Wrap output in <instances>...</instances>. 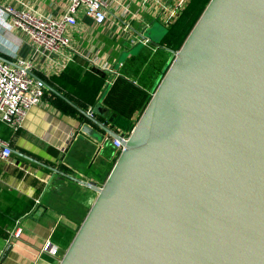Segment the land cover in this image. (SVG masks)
Returning <instances> with one entry per match:
<instances>
[{
	"label": "water",
	"instance_id": "1",
	"mask_svg": "<svg viewBox=\"0 0 264 264\" xmlns=\"http://www.w3.org/2000/svg\"><path fill=\"white\" fill-rule=\"evenodd\" d=\"M156 85L126 141L82 111L125 150L74 178L97 199L60 264H264V0H211Z\"/></svg>",
	"mask_w": 264,
	"mask_h": 264
},
{
	"label": "crops",
	"instance_id": "2",
	"mask_svg": "<svg viewBox=\"0 0 264 264\" xmlns=\"http://www.w3.org/2000/svg\"><path fill=\"white\" fill-rule=\"evenodd\" d=\"M0 3L17 9L25 3L45 16H60L67 8L62 0ZM160 15L155 0H112L109 19L102 26L81 14L77 26L68 32L71 49L79 55L69 63L56 55L55 62L42 57L37 63L33 75L45 82L49 92L42 104L28 113L17 133L0 120V135L13 151L10 158H0V256L12 247L6 264H60L65 256L97 199L94 190L74 178L103 186L117 162L118 149L112 137L105 141L107 135L98 125L85 123L100 140L82 131L79 114H65L53 101L61 98L88 112L93 101L103 100L104 108L111 110L107 114L114 110L128 114L132 110L129 121L137 123L147 94L152 96L174 57L152 41L142 42L143 27ZM176 22L164 25L169 28ZM127 24L129 30H125ZM0 33V56L7 59L18 43L14 45L13 39ZM14 34L23 39L16 52L27 59L31 51L24 42L26 37L17 31ZM123 56L126 58L122 62ZM99 71L105 73L104 82ZM112 121L111 116L102 124L121 136L127 135ZM17 222L20 238L11 236ZM49 242L53 253L44 251Z\"/></svg>",
	"mask_w": 264,
	"mask_h": 264
},
{
	"label": "built area",
	"instance_id": "3",
	"mask_svg": "<svg viewBox=\"0 0 264 264\" xmlns=\"http://www.w3.org/2000/svg\"><path fill=\"white\" fill-rule=\"evenodd\" d=\"M62 1L67 4V8L60 16L41 15L25 3L20 9L0 3V32H3L4 37L8 36L13 39L14 45L18 43L15 49L11 50L10 57L6 59L8 62L0 59V120L15 133L23 128L28 113L37 105L42 104L46 95L45 82L33 77L40 58L46 57L51 62H55L54 56L56 55L66 60V63L71 62L75 56L79 55V52L71 49L72 42L68 32L77 26L78 16L83 14L90 17L98 26L105 25L109 19L112 0ZM155 1L161 12L158 20L170 25L180 18L183 9L191 0ZM129 28L130 25L127 24L125 30ZM16 31L26 37L24 42L31 51L27 59H21L16 52L23 43V39L14 34ZM1 37L3 36L0 33ZM142 42L149 44L150 40L145 38ZM88 113L94 116V109L91 107ZM128 136L129 134L121 137L126 141ZM108 140L110 139L107 137L105 141ZM111 142L118 149L119 156L125 148L116 139L112 138ZM12 153L11 145L0 135V158L6 160ZM20 235V222H17L11 236L20 238ZM44 251L53 253L50 242Z\"/></svg>",
	"mask_w": 264,
	"mask_h": 264
},
{
	"label": "trees",
	"instance_id": "4",
	"mask_svg": "<svg viewBox=\"0 0 264 264\" xmlns=\"http://www.w3.org/2000/svg\"><path fill=\"white\" fill-rule=\"evenodd\" d=\"M210 1L211 0H192L191 3L187 6V8L184 10L183 14L180 16V19L174 25L167 28V33L163 36L161 42L157 45L161 49H163L164 51H168L169 53L175 54L178 51H180L182 44L191 33L193 27L198 22L199 18L203 14L205 8L210 3ZM167 66L168 65H166V67ZM165 70L163 71V73L165 72ZM99 72H100L99 78H101L100 80L104 82V77L102 78V75H104L105 73L101 71ZM151 97L152 96L147 94L145 102L143 103L140 109L142 113L145 111ZM102 102L103 100L102 101L100 100L99 102H94V101L92 102L93 105L92 108L94 110L99 106L103 107L101 113L99 114L95 113L94 117L97 118L99 122L105 124L106 123L105 121H108L109 118L112 116L113 117L112 123H114L117 127H121L122 129H124L127 135L130 134V132L137 124V123H131L129 121V115L132 112V110L128 111V114L125 110H114L113 114L110 113L107 114L106 113L107 109L104 108ZM53 104L59 106L65 114H72V115L79 114L78 119L80 120V122H85L90 124L92 123L84 116L83 112H87L85 109L84 110L77 109L74 106H70L67 102H65L61 98H57V97L54 99ZM109 111L111 110L108 109L107 112Z\"/></svg>",
	"mask_w": 264,
	"mask_h": 264
},
{
	"label": "rangeland",
	"instance_id": "5",
	"mask_svg": "<svg viewBox=\"0 0 264 264\" xmlns=\"http://www.w3.org/2000/svg\"><path fill=\"white\" fill-rule=\"evenodd\" d=\"M142 31H145V37L146 38H148L154 44H158L162 40L163 36L165 35V32L167 31V27L163 23H161L160 21L153 20V21H150L148 24H146L143 27ZM141 44H140V46H141ZM125 58L126 57L123 56L121 58V61L123 62L125 60ZM100 142H103V140H101ZM97 151H99V155H101L100 149H98Z\"/></svg>",
	"mask_w": 264,
	"mask_h": 264
}]
</instances>
